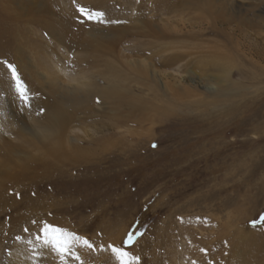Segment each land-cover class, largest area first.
I'll return each mask as SVG.
<instances>
[{"label": "rangeland", "instance_id": "1", "mask_svg": "<svg viewBox=\"0 0 264 264\" xmlns=\"http://www.w3.org/2000/svg\"><path fill=\"white\" fill-rule=\"evenodd\" d=\"M79 7L103 15L87 20ZM240 9L259 28L236 37ZM36 20L83 33L69 48ZM13 29L38 47L18 53ZM255 51L264 0H0V264H63L35 240L44 222L96 245L75 249L84 264H119L108 245L123 247L133 228L139 264H264ZM65 88L97 94L66 109L48 139Z\"/></svg>", "mask_w": 264, "mask_h": 264}, {"label": "bare ground", "instance_id": "2", "mask_svg": "<svg viewBox=\"0 0 264 264\" xmlns=\"http://www.w3.org/2000/svg\"><path fill=\"white\" fill-rule=\"evenodd\" d=\"M234 9H235V7H232L231 8V10H233V11H234ZM241 11L242 10L240 9V12H239L240 13V18L239 19L241 21L238 22V26L236 27V29H233V30L231 29L233 31L232 34L234 36H236V37L239 36L237 34V32L240 31L241 34H242L243 27H245L246 29L249 28L250 30L251 29L254 30V29L259 28L256 25H254L253 22H250L245 17H243L241 15ZM234 21H235V17L233 18L232 16H230L228 18V20H227L228 23H231V22H234ZM43 22L44 23H41V22H39V21L36 20L34 23H35V25L38 24L37 26L40 27V29L41 28L42 29H45V32L48 35H50L53 39L57 40L59 42V44H61L62 46H68L69 48H73L72 45H74V46L77 45V40H79L78 37H80L79 35H82L81 33H83V31H81V29H79V31H78V29H75V31H72L73 29L71 31H67L66 25H65V24H67V22H65V23L63 22V23H59V24H56L57 22L56 23H54V22H48V21H43ZM79 32H81V33H79ZM13 35H16L17 36V37L15 36L14 38H16L15 39V43H16V47L18 49V53L28 51V50H30L32 48L34 49L35 44L36 43L39 44L38 42H34L33 41L32 43L27 44L26 45L27 47H24V45L23 46L20 45L21 42L19 43V37H21L22 34H20V32H16L13 29ZM121 35H122V33H115V35H113L114 36L113 37V41H112V46L113 47H115V45H117V40H119L121 38ZM225 36H227V35H225ZM22 44H24V43H22ZM36 47H38V46H36ZM252 55H253L252 56L253 59H257V60L259 59V60L264 61V54H263V52L255 51V52H253ZM257 60H255L256 62H254V64L255 63L257 64ZM20 61L22 62V59H19L18 60L19 67H21L23 69H26V66L25 65L24 66L22 65L23 62L20 65V63H21ZM139 65L144 66L143 63H140ZM225 82L229 85V87H231V85H233V83H231L229 79H226ZM56 93H57L56 94L57 96L56 95H53L55 97L54 98V103H53L52 108H51L52 111H51V113H49L50 114L49 115V119L51 120V122L53 124V127H51V129L48 131V135H49L48 139H50L51 137H54V136H58L59 132L60 131H63V129L66 128V126L68 124L67 116L65 115V110L66 109H70V108L74 107L75 105H78V104H80L82 102H87L89 99H91L92 96H95L97 94L96 91H90V94H91L90 96H89V93L88 94H82V93L79 94L80 92H78V90L73 89V88H69V89L65 88L62 91L61 90H57Z\"/></svg>", "mask_w": 264, "mask_h": 264}, {"label": "snow or ice", "instance_id": "3", "mask_svg": "<svg viewBox=\"0 0 264 264\" xmlns=\"http://www.w3.org/2000/svg\"><path fill=\"white\" fill-rule=\"evenodd\" d=\"M78 12L87 20H93L94 18L99 19L103 15V13L99 12L93 13L85 7H79ZM7 67L11 71L12 78L16 81L17 91L21 96L27 99V90L25 89L16 67L11 63H8ZM33 223H35V221H33ZM261 223H264V218L261 219ZM24 231L28 232V229L25 228ZM141 235H143L142 232L133 228L127 233L126 238L123 241V247L108 245V249L118 256L119 264H133V261H135L136 264H139L140 258L138 256H134L127 250V248L134 245L138 237ZM16 239L20 240L22 237L17 236ZM35 240L41 245V247L50 249L52 253L56 254L63 264H67L69 258L75 259L79 262V264H84L80 255L75 251L77 246H84L92 250L96 249V245L89 241L86 237H81L76 233L68 232L66 229L53 226L47 222L43 223L39 232L35 236ZM28 243L32 244V240H28ZM100 249L104 250L103 244L100 245Z\"/></svg>", "mask_w": 264, "mask_h": 264}]
</instances>
